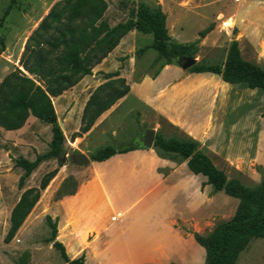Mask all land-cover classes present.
I'll list each match as a JSON object with an SVG mask.
<instances>
[{
    "label": "crops",
    "instance_id": "obj_1",
    "mask_svg": "<svg viewBox=\"0 0 264 264\" xmlns=\"http://www.w3.org/2000/svg\"><path fill=\"white\" fill-rule=\"evenodd\" d=\"M263 2L256 0L254 5ZM236 9L243 22L244 19L246 24L253 21L252 29L243 27V37L250 44L255 43L261 26L256 18H250L251 7L247 4L242 8L238 3ZM214 22L217 25L219 20ZM135 32L139 31L132 28L122 36L90 74L51 97L57 123L64 135L61 162L54 155L42 159L25 178L21 190L36 186L45 172L56 168L29 214L33 212L35 222L46 215L56 220L54 239L62 242L69 258L84 254V264H201L203 258L205 262V250L195 240L194 232L201 233L203 221L217 214L219 192L205 183L204 175L193 173L185 160L175 162L160 157L154 148H135L101 161L89 159L83 164L75 162L74 158L79 153L88 157V153L101 146L109 135L114 136L133 110L145 114L155 131L165 137L182 133L197 141L194 105L200 93L255 91L247 89L245 83H228L219 76L183 70L177 64H165L156 75L130 82L129 71L118 68L117 57L126 54L122 46ZM168 33L180 43L193 40H183L169 29ZM239 50L242 56L240 47ZM5 56V50H0V59L5 62L0 64V81L9 73V59ZM242 58L262 66L252 57ZM130 63L131 56L123 59L125 67ZM116 70L127 80L129 91L103 111L89 130L73 137L79 130L83 109L92 91L107 80L105 73ZM258 93L264 96V91ZM190 103L192 108L179 110ZM136 128L138 130L137 125ZM145 128L142 126L139 138ZM51 136L50 124L33 115H29L20 128L0 127L2 146L6 147L3 142H8V151L12 152V148L26 144L29 160H33L36 153L49 149ZM200 146L204 150L203 145ZM18 168L22 174L23 169ZM67 177L76 182L73 192L55 199L56 191ZM235 200L238 202L237 198Z\"/></svg>",
    "mask_w": 264,
    "mask_h": 264
},
{
    "label": "trees",
    "instance_id": "obj_2",
    "mask_svg": "<svg viewBox=\"0 0 264 264\" xmlns=\"http://www.w3.org/2000/svg\"><path fill=\"white\" fill-rule=\"evenodd\" d=\"M14 1H9L0 22L8 14ZM96 1V6L86 12H81L84 0L57 1L25 42L18 60L23 70L16 68L0 81V127L7 130L20 128L27 117L33 115L49 123L51 129L52 136L46 152L36 153L33 160L22 155H9L14 166L23 169V173L18 177L19 189L42 159L54 155L61 162L64 135L57 123L51 97L61 94L84 75L90 74L92 68L108 55L129 30L135 28L143 34L152 35L151 42L147 46L163 58V62L153 76L165 64H176L175 59L184 55L192 56L194 52L195 47L191 42L180 43L169 35L166 15L160 5L154 10L139 5L133 15L131 14L125 21L109 25L102 18L107 7L106 2ZM210 29L211 26L206 31ZM203 33L204 31L199 35L202 36ZM0 44L4 49L2 39ZM187 71L208 73L219 76L228 83H245L250 89L264 90V67L243 59L235 38L231 39L222 62L196 61L187 68ZM104 76L107 80L96 86L86 101L81 125L79 130L73 133V137L89 130L103 111L129 91V84L124 77L119 76L118 70L105 73ZM112 83H115L119 89L109 93L105 99H101L104 89ZM136 112L140 113V110ZM141 147L142 144L137 140L121 147L107 143L90 151L88 157L90 160L101 161L115 153ZM153 148L160 157L175 162L185 160L193 173H200L206 177L205 183L209 184L213 191H222L238 199L235 212L230 219L216 224L208 235L194 232L195 240L205 250L204 264H235L240 251L252 237L264 236V179L255 186H247L236 178L228 177L202 149L199 142L187 136L174 134L165 137L159 131H155ZM55 172L56 168L45 172L37 186L28 187L20 193L10 211L5 242L10 241L14 236L37 202L41 190ZM75 184L72 177H67L56 191L54 198L73 192ZM45 220L50 227V236L47 240L52 241V246L59 252L65 264H84V254L69 258L62 242L54 239L56 220L53 221L49 215L45 216Z\"/></svg>",
    "mask_w": 264,
    "mask_h": 264
},
{
    "label": "rangeland",
    "instance_id": "obj_3",
    "mask_svg": "<svg viewBox=\"0 0 264 264\" xmlns=\"http://www.w3.org/2000/svg\"><path fill=\"white\" fill-rule=\"evenodd\" d=\"M9 1L0 0V19ZM57 1L60 0L14 1L8 14L0 22V39L4 44L5 59H9V72L16 68L23 70L18 60L25 42ZM104 1L107 7L102 18L109 25L125 21L139 5L150 10L160 5L168 15L167 30L169 29L173 35H181L183 40L193 39L191 43L195 48L192 56L196 61L222 62L231 39L235 38L242 57H252L264 67V2L255 6L256 0ZM238 3L242 8L248 4L251 7L250 18H256V23L261 26L259 37L253 44L243 37L245 31L243 27L252 29L253 21L246 24L245 19L244 22L243 19L241 20L237 15ZM96 4V0H84L81 12L94 8ZM215 19L219 20L217 25H215ZM209 26L212 29L206 31ZM203 31L204 35L200 36V32ZM151 38L150 33L135 32L128 36L126 44L122 46L126 54L123 57H117L118 68L129 71L130 82L139 81L146 75H153L163 62V58L147 46ZM201 41L204 44H201ZM2 49L0 44V50ZM129 56H131V63L125 67L123 59ZM17 57L18 60H16ZM2 63L5 62L0 59V64ZM118 89L115 83L110 84L102 92L101 99H105L109 93ZM251 91L255 92L200 93L194 105L196 106L195 131L199 138L197 141L203 145L213 162L223 169L228 177L236 178L247 186H255L264 179V96L258 93L264 90L254 88ZM184 107L192 108L193 104L181 106L179 110ZM143 125L152 127V121L145 114L133 110L116 134L112 137L109 135L103 144L111 143L115 147L129 144L139 139L138 135ZM176 135L184 136L182 133H176ZM3 143L6 147L0 143V264H63L59 252L52 246V241L47 240L50 236V227L45 218L35 222L32 220L33 212L24 219L11 240L4 241L9 228L10 211L23 191L17 187L21 171L14 166L9 155L26 157L28 149L26 144H22L18 149L12 148V152H9L10 144ZM48 190L49 188L44 192L42 200L45 199ZM237 203L234 197L219 191L217 214L208 219L209 221H203L200 234L208 235L216 224L230 219ZM60 233L65 235L62 230ZM201 264H204V258ZM235 264H264V236L252 237L240 251Z\"/></svg>",
    "mask_w": 264,
    "mask_h": 264
},
{
    "label": "water",
    "instance_id": "obj_4",
    "mask_svg": "<svg viewBox=\"0 0 264 264\" xmlns=\"http://www.w3.org/2000/svg\"><path fill=\"white\" fill-rule=\"evenodd\" d=\"M175 62L180 65L181 68L187 69L196 62V59L191 55H184L178 57ZM155 129L153 127H147L144 129L142 136L137 139L138 142L142 144L143 147L153 148V139H154ZM74 161L80 164L86 163L89 161V158L84 153H79L74 158Z\"/></svg>",
    "mask_w": 264,
    "mask_h": 264
},
{
    "label": "built area",
    "instance_id": "obj_5",
    "mask_svg": "<svg viewBox=\"0 0 264 264\" xmlns=\"http://www.w3.org/2000/svg\"><path fill=\"white\" fill-rule=\"evenodd\" d=\"M113 218V217H112Z\"/></svg>",
    "mask_w": 264,
    "mask_h": 264
}]
</instances>
